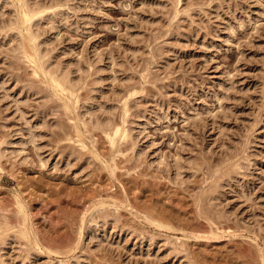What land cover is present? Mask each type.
I'll list each match as a JSON object with an SVG mask.
<instances>
[{
    "label": "rangeland",
    "instance_id": "obj_1",
    "mask_svg": "<svg viewBox=\"0 0 264 264\" xmlns=\"http://www.w3.org/2000/svg\"><path fill=\"white\" fill-rule=\"evenodd\" d=\"M0 264H264V0H0Z\"/></svg>",
    "mask_w": 264,
    "mask_h": 264
},
{
    "label": "bare ground",
    "instance_id": "obj_2",
    "mask_svg": "<svg viewBox=\"0 0 264 264\" xmlns=\"http://www.w3.org/2000/svg\"><path fill=\"white\" fill-rule=\"evenodd\" d=\"M25 6V5H24ZM27 6V5H26ZM29 11H30V9H29ZM17 13V12H16ZM22 13V12H21ZM37 14H39V13H37ZM24 15H25V17L27 18V16H28V13L27 12H24ZM34 16V15H33ZM29 17V16H28ZM29 20V18L27 19V21ZM32 20V19H31ZM31 20H30V22H31ZM29 23V22H28ZM32 24V23H31ZM31 24L29 25V27L31 26ZM27 25V24H26ZM28 27V26H27ZM28 30H31V28L30 29H28ZM27 34V33H26ZM30 35H31V32H30ZM29 39V38H28ZM33 47V46H32ZM35 55H36V58L38 59V58H40L39 56H37V51L35 50ZM35 58V59H36ZM36 59V60H37ZM35 60V61H36ZM38 61H40V60H37V62ZM40 63V62H39ZM38 63V64H39ZM42 63V62H41ZM41 65V64H40ZM42 66V65H41ZM39 67V69L40 70H42L43 72H44V70H43V66L42 67ZM48 73V72H47ZM46 74V73H45ZM51 74V73H50ZM46 75H48V74H46ZM57 76V75H56ZM57 78V77H56ZM53 79V78H52ZM55 80V82H56V84L59 86V87H62L63 89H64V87H63V84L62 83H60L58 80H56V79H54ZM46 82V81H45ZM64 83V82H63ZM49 85V84H48ZM50 87V86H49ZM80 127V126H79ZM80 133V132H79ZM84 133V132H83ZM114 134H115V136L117 137L118 136V139L120 138V136H124L125 138L126 137H128V133L127 132H123V128H120V127H117L115 130H114ZM82 135V134H81ZM115 137V138H116ZM123 138V137H122ZM112 141L113 142H115V140L114 139H112ZM118 143V142H117ZM114 144V143H113ZM118 145V144H117ZM98 151V150H97ZM113 162V161H112ZM106 165V164H105ZM113 166V165H112ZM20 208H22V204H20V206H19ZM160 227V226H159ZM195 237V236H194ZM29 239V238H28ZM36 243V242H35Z\"/></svg>",
    "mask_w": 264,
    "mask_h": 264
}]
</instances>
